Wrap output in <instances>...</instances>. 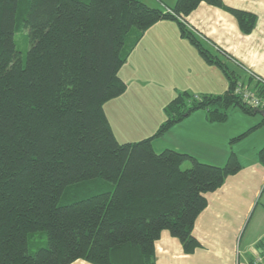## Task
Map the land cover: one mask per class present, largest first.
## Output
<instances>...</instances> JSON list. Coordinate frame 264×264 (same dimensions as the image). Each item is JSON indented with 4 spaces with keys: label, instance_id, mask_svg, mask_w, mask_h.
<instances>
[{
    "label": "trees",
    "instance_id": "trees-1",
    "mask_svg": "<svg viewBox=\"0 0 264 264\" xmlns=\"http://www.w3.org/2000/svg\"><path fill=\"white\" fill-rule=\"evenodd\" d=\"M202 2L231 12L244 33L256 25L254 15L222 0H177L169 8L145 0H0V264H155L164 230L185 253L199 248L193 229L205 195L242 166L234 153L222 167L157 153L153 140L199 110L213 123L233 108L264 111L236 95L241 77L182 22ZM163 20L178 23L229 88L199 98L179 93L153 136L120 143L105 105L127 91L121 69ZM17 30L28 33L25 60ZM249 80L264 95V85Z\"/></svg>",
    "mask_w": 264,
    "mask_h": 264
},
{
    "label": "crops",
    "instance_id": "crops-1",
    "mask_svg": "<svg viewBox=\"0 0 264 264\" xmlns=\"http://www.w3.org/2000/svg\"><path fill=\"white\" fill-rule=\"evenodd\" d=\"M176 1L145 0L156 8L172 7ZM222 2L230 9L254 15L253 31L244 33L231 12L206 2L182 22L233 69L242 82L253 87L250 72L264 80V0ZM215 46L229 57L216 51ZM120 76L127 83V91L105 105L109 120V109L114 110L112 105L125 98L134 97L139 105L140 98L150 99L160 88L159 96L166 100L160 106L155 104L153 109L150 106L146 119L151 121V131L141 140L153 136L165 122L164 109L171 102L167 96L174 93H171L172 87L178 94L185 91L197 98L220 95L229 88L223 72L209 65L181 36L178 23L170 20L160 21L146 31ZM125 111L133 112L129 107ZM110 123L112 125L111 120ZM137 141L140 140L129 142ZM249 141H252L250 150L243 146ZM263 147L264 111L248 115L238 108L229 110L227 120L221 123L209 121L204 110L193 112L153 140L157 153L170 149L218 167L224 166L234 153L242 166L221 188L205 195L207 208L199 215L193 229L199 248L193 254L185 253L181 241L164 230L155 243V264H250L264 257V165L259 161ZM71 264L93 263L79 259Z\"/></svg>",
    "mask_w": 264,
    "mask_h": 264
},
{
    "label": "rangeland",
    "instance_id": "rangeland-1",
    "mask_svg": "<svg viewBox=\"0 0 264 264\" xmlns=\"http://www.w3.org/2000/svg\"><path fill=\"white\" fill-rule=\"evenodd\" d=\"M15 42L18 51L22 53V57L25 60L29 49L28 33L26 31L17 30ZM132 88H135V86H133ZM172 92H174L172 95L167 96V98H169L168 102L172 101V99L176 97L174 87H172L171 89V93ZM159 94H162V90L160 88L153 92V95L150 99L145 97L140 98L142 102L139 105L135 103L136 99H134V97L125 98L123 101L114 103V105H112L114 110H112L111 108L109 109V117L112 122L114 134L116 135V138L120 143H128L129 141L141 140L142 137H147L149 135V132L151 131V121L147 120L146 118L150 115V106L151 109H153L155 107V104L160 106L162 104H165L166 101L164 97L160 98ZM176 94L179 95L178 93ZM127 107H129V109L133 112L126 113L125 109ZM134 110H136L137 112H135ZM251 142L248 144H246L247 142H245L243 146H245L246 149L250 150V148L252 147ZM189 167L190 163L187 162L184 164L182 169H187ZM97 185L101 188L104 187V184ZM90 186L95 187L96 185L91 184Z\"/></svg>",
    "mask_w": 264,
    "mask_h": 264
},
{
    "label": "built area",
    "instance_id": "built-area-1",
    "mask_svg": "<svg viewBox=\"0 0 264 264\" xmlns=\"http://www.w3.org/2000/svg\"><path fill=\"white\" fill-rule=\"evenodd\" d=\"M215 48L216 51H219V53H222L224 56L229 57L223 50H221L217 46H215ZM249 75L253 77L256 82H259L264 85V80L261 77L251 72ZM235 93L236 95L241 97L245 104L252 107L253 109L264 110V95H261L258 89L254 88V86L250 87L246 83L239 81L236 86ZM263 260L264 257H259L256 261H254V264H261Z\"/></svg>",
    "mask_w": 264,
    "mask_h": 264
}]
</instances>
